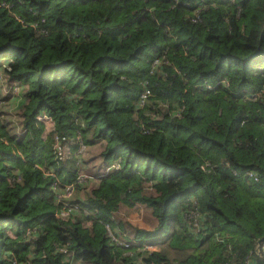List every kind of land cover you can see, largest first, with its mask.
<instances>
[{
    "label": "trees",
    "instance_id": "1",
    "mask_svg": "<svg viewBox=\"0 0 264 264\" xmlns=\"http://www.w3.org/2000/svg\"><path fill=\"white\" fill-rule=\"evenodd\" d=\"M2 62L0 106L14 84L23 100L0 109V264H67L56 245L74 264H243L264 235V0H0ZM79 158L89 188L55 216Z\"/></svg>",
    "mask_w": 264,
    "mask_h": 264
},
{
    "label": "built area",
    "instance_id": "2",
    "mask_svg": "<svg viewBox=\"0 0 264 264\" xmlns=\"http://www.w3.org/2000/svg\"><path fill=\"white\" fill-rule=\"evenodd\" d=\"M159 58L155 57L152 60V65L155 67L159 63ZM2 68H8V65L5 62H2L0 64V81H2V74L1 69ZM147 81L144 80L142 84V88L138 93V97L136 99V104L139 106H142L147 96L150 94L149 86L146 84ZM12 92L13 94L19 93V85L14 84L12 86ZM174 114H179L178 111H174ZM52 152L57 159H61L64 156V141L66 137L63 134H57L53 133L52 135ZM77 152H81L84 148V143L81 140L80 136H78L77 140ZM116 164V163H115ZM46 174L53 175V171L51 169H47L45 171ZM249 175H253L254 178L255 175L251 172H248ZM91 175L85 174V173H76L75 177L71 181H65L60 182L57 178H55L52 181L51 187H52V197L54 202L56 203V209L54 211L55 216H61V217H69V215L72 213V211L75 208V203L70 201V198H72L73 193L75 192L77 186L76 184H81L84 182L87 178H90ZM105 228L107 229V233L109 234L110 238L116 239L117 242L122 243L123 245H128L127 241H121L117 238H115V235L111 233V231L108 228V225L105 224ZM37 229L35 226L26 227L23 230L22 236L23 239L26 241H32L34 237L37 236ZM55 249L61 253L63 260L67 264H74L73 262V256L71 251L64 245H56ZM258 252L261 254V256L264 259V237L262 239L258 238L255 240L252 249L249 250L248 255L244 258L243 264H255L254 263V253ZM12 263L16 264L15 259H12Z\"/></svg>",
    "mask_w": 264,
    "mask_h": 264
},
{
    "label": "rangeland",
    "instance_id": "3",
    "mask_svg": "<svg viewBox=\"0 0 264 264\" xmlns=\"http://www.w3.org/2000/svg\"><path fill=\"white\" fill-rule=\"evenodd\" d=\"M22 100H23L22 95L13 94L9 99L1 102L2 105L0 106V109L2 108V109H8V110L12 109L13 110L22 102ZM79 160H80V162H79V168H78L77 172H82L85 174L90 173V171L87 170L88 166L84 165L81 158H79ZM87 179H89V178H87ZM87 179L83 183V185H84L83 188L77 187V189L74 192L75 194L73 193V195H72V198L77 197V199H79V198L84 197L85 191H87L89 188V184L87 182ZM123 214L128 219V221L132 224H139L140 225L141 223H143V221L145 222V220H146L145 214L142 215V212H141V209L139 208V206H135V205L131 206L128 209H126L123 212Z\"/></svg>",
    "mask_w": 264,
    "mask_h": 264
},
{
    "label": "water",
    "instance_id": "4",
    "mask_svg": "<svg viewBox=\"0 0 264 264\" xmlns=\"http://www.w3.org/2000/svg\"><path fill=\"white\" fill-rule=\"evenodd\" d=\"M263 237H264V235H262L261 237H259L258 240L259 239H262ZM254 263L255 264H263V257L257 251L254 253Z\"/></svg>",
    "mask_w": 264,
    "mask_h": 264
},
{
    "label": "crops",
    "instance_id": "5",
    "mask_svg": "<svg viewBox=\"0 0 264 264\" xmlns=\"http://www.w3.org/2000/svg\"><path fill=\"white\" fill-rule=\"evenodd\" d=\"M76 189H77V188H76ZM74 194H75V193H74ZM73 198H75V199H76L77 197H73Z\"/></svg>",
    "mask_w": 264,
    "mask_h": 264
}]
</instances>
